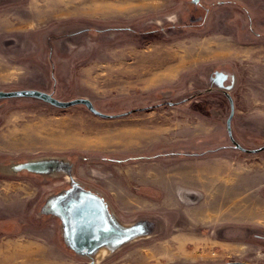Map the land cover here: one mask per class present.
I'll return each instance as SVG.
<instances>
[{
  "label": "rangeland",
  "instance_id": "rangeland-1",
  "mask_svg": "<svg viewBox=\"0 0 264 264\" xmlns=\"http://www.w3.org/2000/svg\"><path fill=\"white\" fill-rule=\"evenodd\" d=\"M18 90L105 116L0 99V264H264V0H0ZM88 194L116 236L81 249Z\"/></svg>",
  "mask_w": 264,
  "mask_h": 264
},
{
  "label": "water",
  "instance_id": "water-1",
  "mask_svg": "<svg viewBox=\"0 0 264 264\" xmlns=\"http://www.w3.org/2000/svg\"><path fill=\"white\" fill-rule=\"evenodd\" d=\"M15 97H31L42 100L48 104L59 108H67L74 105H84L89 111L98 115L105 116L104 114L97 111L92 103L84 98L73 99L70 101H60L47 94L38 90H18V91H0V99L3 98H15ZM230 115L227 119V130L230 129ZM238 147V145H237ZM76 213L70 212V220L73 225L72 230H69L70 240L76 248H88L92 245H98L103 240L108 239L111 233H115L111 228L110 224L104 216L103 208L99 206L95 200L88 201L84 198H80L76 204H74ZM98 233V234H96ZM117 234V232H116ZM123 234V233H122ZM103 236V238H102ZM116 236V235H114ZM78 242H75L77 241ZM223 264H249L247 262L232 261Z\"/></svg>",
  "mask_w": 264,
  "mask_h": 264
},
{
  "label": "bare ground",
  "instance_id": "bare-ground-1",
  "mask_svg": "<svg viewBox=\"0 0 264 264\" xmlns=\"http://www.w3.org/2000/svg\"><path fill=\"white\" fill-rule=\"evenodd\" d=\"M183 58L184 57H177V55H175L174 53H158L156 55L148 56L142 62L143 74H154L159 77L165 76L171 72H174V69L176 68V66L174 65L176 60L183 62ZM154 71L156 72V74L154 73Z\"/></svg>",
  "mask_w": 264,
  "mask_h": 264
},
{
  "label": "crops",
  "instance_id": "crops-1",
  "mask_svg": "<svg viewBox=\"0 0 264 264\" xmlns=\"http://www.w3.org/2000/svg\"><path fill=\"white\" fill-rule=\"evenodd\" d=\"M152 175V174H151ZM193 182H197V183H200L201 185H202V188H204V186L203 185H205V184H209V182L210 181H212V182H214V178L213 177H211L210 178V181H204L203 179H202V176L203 175H201V174H198V173H193ZM153 177V176H152ZM167 180H169L170 178H171V176H164ZM153 181V180H152ZM226 184V183H225Z\"/></svg>",
  "mask_w": 264,
  "mask_h": 264
},
{
  "label": "flooded vegetation",
  "instance_id": "flooded-vegetation-1",
  "mask_svg": "<svg viewBox=\"0 0 264 264\" xmlns=\"http://www.w3.org/2000/svg\"><path fill=\"white\" fill-rule=\"evenodd\" d=\"M85 196H88L87 198H89L90 201H94V200H95V199H94V196L91 195V194H88V195H85ZM86 200H87V199H86ZM89 200H88V201H89ZM71 204H73V203H71ZM96 234H98V233H96ZM102 238H103V236H102ZM75 242H78V240L75 241Z\"/></svg>",
  "mask_w": 264,
  "mask_h": 264
}]
</instances>
